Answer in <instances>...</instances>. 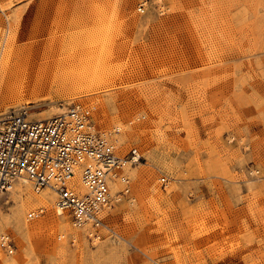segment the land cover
I'll use <instances>...</instances> for the list:
<instances>
[{"label": "rangeland", "instance_id": "obj_1", "mask_svg": "<svg viewBox=\"0 0 264 264\" xmlns=\"http://www.w3.org/2000/svg\"><path fill=\"white\" fill-rule=\"evenodd\" d=\"M8 48L60 58L66 82L0 80V115L80 103L143 159L99 238L18 183L0 264H264V0H0V70Z\"/></svg>", "mask_w": 264, "mask_h": 264}, {"label": "built area", "instance_id": "obj_2", "mask_svg": "<svg viewBox=\"0 0 264 264\" xmlns=\"http://www.w3.org/2000/svg\"><path fill=\"white\" fill-rule=\"evenodd\" d=\"M141 158L137 148L121 155L112 133L97 130L89 110L80 103L47 119L11 113L0 120V206L19 180L28 181L35 190L51 188L58 195L57 206L68 211L74 225L99 238L100 228L105 227L100 214L115 197L131 198L125 171ZM161 182L166 188L170 179L163 175ZM115 183L119 188L113 195ZM41 214L38 209L29 217ZM0 245L9 253L16 248L8 234L1 237Z\"/></svg>", "mask_w": 264, "mask_h": 264}, {"label": "bare ground", "instance_id": "obj_3", "mask_svg": "<svg viewBox=\"0 0 264 264\" xmlns=\"http://www.w3.org/2000/svg\"><path fill=\"white\" fill-rule=\"evenodd\" d=\"M13 43H14L13 38L11 39V41L10 40L7 41V44H9V45L10 44L12 45ZM44 57H45L44 59H41L40 56H38V55H34V54L27 55L26 51H20V50L14 51L13 48H8V51H7V53H5V56H4V58H6V59L3 61V65H2L1 70H0V80H2V81L3 80H19V79H22V78H27L28 80L27 79L26 80L28 82L30 80L36 81L37 83H40V82L42 83V82L45 81L46 84H48L49 86H51V84L52 85L53 84H57L58 82H61V83L66 82V80L63 78L65 74L63 75V77H62V74H61L62 72H61L60 68H61L62 64H61L60 58H58V59H55V58L49 59V56L47 55V53H46V55ZM64 59L66 61V58H64ZM68 60H70V57H69ZM74 62H76V60ZM70 66H71V64H70ZM62 69H64V67H62ZM65 69H66V67H65ZM64 72H65V70H64ZM66 73H68V72H66ZM65 77H66V75H65ZM35 85H37V84H35ZM65 112L66 111H64L62 113H65ZM25 113H26V115L28 114V112H25ZM62 113H59V114H62ZM59 114H56V115H59ZM5 115H6L5 113L1 114L0 115V120L5 119L7 117ZM56 115H54V116H56ZM54 116H52V117H54ZM133 148H136V147H133ZM139 156H142V155H141V153L138 150V157ZM142 159H143V156H142L141 160ZM141 160L139 162H136V163H133V164H128V168H126V171H128V170L130 171V169L135 168L136 165L141 163ZM126 171H125V173H126ZM21 181L29 183L26 180L25 181L24 180H19V181L15 182L12 191L14 190L15 186L18 185V183L20 184ZM79 188H83L82 184H79ZM117 188H118V185L115 183L113 185V195L118 191ZM45 189H48V191H46L45 194H43L40 197H35V196H32V195L28 194L27 195V199H26V203L30 204V203H32L34 201H39L42 205L48 206V205H50L51 201L55 200L54 201V206H55V209H56V211H55V215L56 216L54 217V219H51V220L53 222L57 223V222H59V219L57 217L64 215V213L66 214V210H64V209H62V208L57 206L58 195H57L56 191L51 189V188H45ZM112 206H113V204L111 206H108L107 209L104 210L100 214V217L103 219V221L105 223V227L106 228H110V229H113V228L107 224L105 215L112 208ZM32 212H35V211H32ZM35 217H37V216H34L33 218H35ZM53 224H55V223H53ZM77 230L82 231L84 234H85L86 231L90 232V230L88 228H78ZM113 231L116 232L115 230H113Z\"/></svg>", "mask_w": 264, "mask_h": 264}]
</instances>
